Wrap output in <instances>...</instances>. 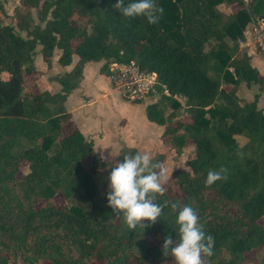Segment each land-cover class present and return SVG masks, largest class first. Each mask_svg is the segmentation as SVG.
Masks as SVG:
<instances>
[{
    "label": "trees",
    "instance_id": "1",
    "mask_svg": "<svg viewBox=\"0 0 264 264\" xmlns=\"http://www.w3.org/2000/svg\"><path fill=\"white\" fill-rule=\"evenodd\" d=\"M116 2L20 0L15 27L23 37L2 23L0 1V264H151L147 240L161 252L167 235L179 242L178 210L170 204L151 227L129 232L108 206L107 163L78 129L65 132L66 97L81 82L84 64L101 61L105 75L111 62L156 74V91L168 95L146 106V118L163 128L176 154L187 145L193 150L188 170L172 172L155 202L192 206L215 241L208 264H238L264 247V113L257 107L264 74L250 65V55H239L250 22L264 18V0H155L164 9L155 25L124 18ZM224 4L239 9L225 13ZM37 47L47 67L55 50L61 67L77 57L54 78L57 93L29 86ZM241 85L258 92L241 99ZM176 98L184 100L188 121L176 116L182 107ZM136 152L122 144L115 163ZM152 158L163 165V154ZM22 163L28 172L18 178ZM221 167L228 180L206 187L207 173ZM58 193L77 204L58 207Z\"/></svg>",
    "mask_w": 264,
    "mask_h": 264
},
{
    "label": "clouds",
    "instance_id": "2",
    "mask_svg": "<svg viewBox=\"0 0 264 264\" xmlns=\"http://www.w3.org/2000/svg\"><path fill=\"white\" fill-rule=\"evenodd\" d=\"M113 7L124 18L144 17L152 25L158 24L164 13L155 0H132L127 3L126 0H117ZM237 155L242 154L238 152ZM101 159L107 160L108 157L102 155ZM170 176L161 162H153L148 153L125 154L122 162L111 167L108 176V206L115 217L122 216L129 232H135L138 228L144 231L155 224L163 215V208L170 204L174 211L178 210L176 224L179 242L167 235L161 246L163 255L173 257L175 264H208L206 258L214 255L215 241L213 236L203 230L196 210L190 205L181 208L176 202L165 201L163 205L155 202L158 195L165 194L164 184ZM227 180L228 169L221 167L207 173L205 186Z\"/></svg>",
    "mask_w": 264,
    "mask_h": 264
},
{
    "label": "crops",
    "instance_id": "3",
    "mask_svg": "<svg viewBox=\"0 0 264 264\" xmlns=\"http://www.w3.org/2000/svg\"><path fill=\"white\" fill-rule=\"evenodd\" d=\"M39 49L40 47L36 48L33 57L36 74L32 76L29 86L51 94L57 93L60 91V85L54 78L69 72L76 63L77 57H72L69 66L61 67L57 64L60 52L55 50L51 66L47 67ZM249 53L251 56L255 54L250 49ZM258 58L262 62V70L258 72L263 75L264 62L260 56ZM102 64V61L85 63L81 82L66 97L63 105L69 119L64 125L65 132L74 128L78 129L86 140L92 142L93 151H96L99 157L106 154H115L116 157L122 144L129 148H136L140 152L142 142H150V139H154L158 133L162 138L163 128L148 123L145 104L129 102L120 96L119 92L112 87L108 75L100 72ZM260 97L257 103L258 108ZM69 103L72 105L69 106ZM67 123L72 125L71 127L69 125L68 130L65 128Z\"/></svg>",
    "mask_w": 264,
    "mask_h": 264
},
{
    "label": "rangeland",
    "instance_id": "4",
    "mask_svg": "<svg viewBox=\"0 0 264 264\" xmlns=\"http://www.w3.org/2000/svg\"><path fill=\"white\" fill-rule=\"evenodd\" d=\"M3 3V7H4V14L1 17V21L3 24H7V25H11L16 29L15 27V13L17 10H21L22 6L20 4V0H0ZM219 9L225 13H234L235 11H237L239 9V6L234 4L231 6H227V5H221L219 7ZM33 18L35 20V22H37L36 16L35 14L33 15ZM18 34L24 37V33L18 31ZM38 49V47H37ZM247 54V49L244 48H240V52L239 55L243 54V53ZM250 64L253 68H255L257 71H261L262 70V62L260 60V58H258V56L256 54H253L252 56L250 55ZM2 79H6L7 76L6 74H1ZM31 83V82H30ZM258 92V87L257 86H252L251 88H247L244 85H241L239 88V92H238V97L241 99H247V100H251L253 98V95ZM182 107L180 110H177L175 112L176 116L181 118L184 121H188V116L186 114V110L184 108V100L181 98L177 99ZM72 103H69V106H71ZM259 108L262 110V112L264 113V92L261 93V97L259 100ZM171 110L168 108L166 110V114L170 113ZM70 123V122H68ZM67 123V124H68ZM150 125L153 126H157L154 123H150L148 122ZM69 125H66V130L69 129ZM72 125H70L71 127ZM143 131V130H142ZM147 134V132H146ZM152 138V137H151ZM237 143L239 145H242L245 142V139L239 136L235 137ZM166 140L162 139L160 137V134L158 133L156 135V137L154 139H150V142H142L140 145V152L141 154L144 153H148L151 157H153L154 155L161 153L164 155V162H163V168L167 170V173L169 175H171L172 172H174L175 170H188V168L185 166V161L191 157L192 155V146L187 145L185 146L181 152L179 154H176L175 151L171 148H169L166 145ZM96 151H94V156L100 160L101 157L97 156V153H95ZM104 157H108L107 160H102L105 161L107 163V165L103 168V172L108 180V176L110 174V165L115 163V154H106V156ZM85 164L88 165L89 161L86 160ZM28 172V167L26 165V163H22L21 164V170L18 173V178L22 177L24 174H26ZM109 182V180H108ZM55 202L57 204L58 207H62L64 205L70 206L72 204H77L75 201L73 200H65L61 194H57L55 196ZM260 224L264 225V217L261 218L259 220ZM147 245L150 248H153V257H151V264H164L165 261H167V264H175L174 258L171 257L170 255L165 257L163 255V252L160 251L159 248H157L158 246L156 245V243L149 239L146 241ZM264 257V247H258L255 248L251 251L246 252L243 255V258L241 260V262H239L238 264H263L262 259Z\"/></svg>",
    "mask_w": 264,
    "mask_h": 264
},
{
    "label": "built area",
    "instance_id": "5",
    "mask_svg": "<svg viewBox=\"0 0 264 264\" xmlns=\"http://www.w3.org/2000/svg\"><path fill=\"white\" fill-rule=\"evenodd\" d=\"M240 48L249 49L260 56L264 62V18H254L249 25L247 40L240 44ZM108 78L120 96L129 102L150 105L157 102L162 94L168 95L166 90L162 93L156 91L158 82L155 73H146L138 69L134 62L108 64Z\"/></svg>",
    "mask_w": 264,
    "mask_h": 264
}]
</instances>
